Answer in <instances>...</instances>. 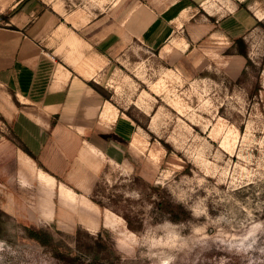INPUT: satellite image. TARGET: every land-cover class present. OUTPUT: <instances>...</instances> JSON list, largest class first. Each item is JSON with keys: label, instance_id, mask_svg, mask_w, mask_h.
Here are the masks:
<instances>
[{"label": "rangeland", "instance_id": "rangeland-1", "mask_svg": "<svg viewBox=\"0 0 264 264\" xmlns=\"http://www.w3.org/2000/svg\"><path fill=\"white\" fill-rule=\"evenodd\" d=\"M9 1L4 14L25 5L54 6L71 20L107 17L114 37L129 35V47L109 67L93 64L91 70L101 72L91 83L139 133L129 161L105 162L90 181L88 197L103 213L90 230L76 211L62 217L57 191L53 214L40 213V165L26 156L0 112V264H264V0L240 3L254 24V49L239 80L210 63L202 70L185 61L192 26L211 24L192 0L174 3L170 19L140 38L132 25L149 0L0 5ZM219 1L227 13L237 0ZM166 39L172 45L163 49ZM242 40L228 51L248 53L251 42ZM26 157L34 173L23 169ZM105 216L111 227L103 224ZM27 226L42 230L45 243Z\"/></svg>", "mask_w": 264, "mask_h": 264}, {"label": "crops", "instance_id": "crops-1", "mask_svg": "<svg viewBox=\"0 0 264 264\" xmlns=\"http://www.w3.org/2000/svg\"><path fill=\"white\" fill-rule=\"evenodd\" d=\"M177 1L142 3L132 25L134 35L140 38L139 33L144 35L170 19L166 13ZM215 1H191L205 10L211 24L192 26L185 61L202 70L210 63L230 79L239 80L253 57L250 32L254 24L240 7L241 0L232 2L227 13L220 12L225 1ZM11 4L0 5V13ZM4 15L10 19L0 26V112L26 156L40 165L38 209L50 217L57 191L64 219L76 211L78 222L97 229L103 213L88 197L89 183L105 162L129 161L138 151L139 131L129 115L92 85L101 70L91 68L93 64L109 67L129 47V35L114 37L113 23L107 17L71 20L54 6L25 5ZM208 37L211 42L204 41ZM240 38L251 42L247 55L228 51ZM167 41L162 42L163 49L172 45ZM27 157L23 169L31 174L35 169ZM107 219L103 224L111 227Z\"/></svg>", "mask_w": 264, "mask_h": 264}, {"label": "trees", "instance_id": "trees-1", "mask_svg": "<svg viewBox=\"0 0 264 264\" xmlns=\"http://www.w3.org/2000/svg\"><path fill=\"white\" fill-rule=\"evenodd\" d=\"M0 18H4V20L8 21L10 19V17L8 15H4V14H1L0 13ZM1 26V25H0ZM238 41H243L242 38H240ZM243 54L247 55V53L245 52H242ZM93 85V84H92ZM98 91L101 92V90L93 85ZM102 93V92H101ZM34 158H37L36 156H34ZM29 235L34 238V239H37L38 241L42 242V243H45L44 240H43V235H44V232L42 230H38L36 228H34L33 226H27L26 227Z\"/></svg>", "mask_w": 264, "mask_h": 264}, {"label": "bare ground", "instance_id": "bare-ground-1", "mask_svg": "<svg viewBox=\"0 0 264 264\" xmlns=\"http://www.w3.org/2000/svg\"><path fill=\"white\" fill-rule=\"evenodd\" d=\"M107 220H108V222L110 221V219H109V218H108Z\"/></svg>", "mask_w": 264, "mask_h": 264}]
</instances>
